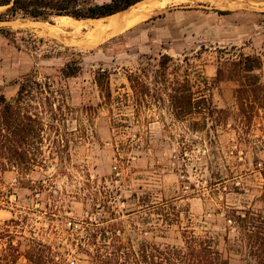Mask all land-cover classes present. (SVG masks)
<instances>
[{
	"label": "rangeland",
	"instance_id": "obj_1",
	"mask_svg": "<svg viewBox=\"0 0 264 264\" xmlns=\"http://www.w3.org/2000/svg\"><path fill=\"white\" fill-rule=\"evenodd\" d=\"M149 3L157 6L130 11L141 16L131 27L129 12L115 28L21 17L0 25L7 99L35 71L55 82L66 104L42 133L38 162L22 170L0 158V258L13 241L21 243L18 264H29L24 255L37 242L57 264H87L78 245L100 242L95 231L111 226L110 241L136 249L144 242L183 246L193 233L211 239L232 264L252 261L234 242L241 229L229 212L264 214V100L248 83L216 82V75L222 61L257 55L264 86V0ZM73 61L81 71L66 79ZM130 74L143 75L145 93L134 92ZM179 89L204 94L224 113L207 124L201 115L175 118L170 94Z\"/></svg>",
	"mask_w": 264,
	"mask_h": 264
},
{
	"label": "trees",
	"instance_id": "obj_2",
	"mask_svg": "<svg viewBox=\"0 0 264 264\" xmlns=\"http://www.w3.org/2000/svg\"><path fill=\"white\" fill-rule=\"evenodd\" d=\"M144 1L146 0H110L99 3L98 0H0V8H6L0 13V22H11L19 17L43 22H50L56 17H70L78 21L99 20L125 12ZM1 32L4 33L3 30ZM168 61L170 58L165 56L160 64L164 77H167L165 71L168 69ZM262 66L263 61L259 56L242 54L236 59L220 62L216 82H246L252 92L258 96L263 95L261 99L264 100V86L257 74ZM80 71L79 62L73 61L64 68L63 75L68 79L76 77ZM143 73L145 75V71ZM142 77L140 74L128 76L132 89L137 92L140 87V94L145 93ZM188 81L186 80L187 83ZM16 84L19 89L14 101H9L0 90V158L15 168L27 170L28 164L38 162L43 157V150L40 149L44 143L42 133L47 126H55L59 122L66 104L60 100L63 95L55 90V82L49 77L41 80L35 71L21 77ZM241 92L242 87L237 89V94ZM195 95L192 90L182 89L170 94L175 118L201 115L207 124L216 114L218 116L224 113L215 108L212 100L207 99L204 94L200 98ZM243 107H240L241 113L244 112ZM46 115H49L51 124L46 123ZM243 118L248 119L247 116ZM243 121L240 120V123L243 124ZM229 213L241 229V237L234 240L237 248L246 250L252 260L249 264H264V214L253 210H231ZM112 229L111 226L100 227L95 232L103 240L78 245L80 253L87 257V264H232L214 246L211 239L197 237L193 233L184 236L183 246H160L144 242L136 249L132 243H125L120 238L110 241L109 233L113 235ZM8 243L0 264H18L22 256L18 249L21 243L19 246H14L13 241ZM47 253V246L33 242L28 246L24 257L29 264H57L51 257H47Z\"/></svg>",
	"mask_w": 264,
	"mask_h": 264
},
{
	"label": "bare ground",
	"instance_id": "obj_3",
	"mask_svg": "<svg viewBox=\"0 0 264 264\" xmlns=\"http://www.w3.org/2000/svg\"><path fill=\"white\" fill-rule=\"evenodd\" d=\"M151 1H153V0H146V1H144V2H142V3H140V4H138L137 6H135V7H133V8H130L129 10H127V11H125V12H122V13H119V14H116V15H113V16H110V17H108V18H105V19H99V20H81V21H78V20H75V19H73V18H70V17H56V19H60V21H61V24L63 25V27L64 26H68V27H70V26H72V27H76L77 25H81L82 23H86V22H93V23H95V22H97V23H100V22H104V24H105V21H108L109 22V24H110V26H111V28H115V27H117V25L119 24V22L120 21H116V19L118 18V17H120L121 15H123V14H125V13H127V12H129V14L127 13V16L128 17H126V20H124L125 22V26H127V27H131V26H133L134 24H136L140 19H141V16H139V15H137V14H134V15H130L131 13H130V11L132 10V11H134L133 9H136V8H138V7H140V6H144L145 5V7H146V9L145 10H147V11H149V10H151V9H153L155 6H157V5H155V4H153V5H149L150 3L149 2H151ZM156 1V0H155ZM171 1V0H170ZM149 3V4H148ZM147 4V5H146ZM159 5V4H158ZM166 6V5H165ZM159 9V8H158ZM139 10V9H138ZM156 10V9H155ZM136 12V11H135ZM135 12H132V14L133 13H135ZM138 13V12H137ZM140 13V12H139ZM138 13V14H139ZM142 13V12H141ZM143 13H146V11H144ZM150 13V12H149ZM144 15V14H143ZM144 16H146V15H144ZM143 19H145L144 17H142ZM147 19V18H146ZM122 20V19H121ZM57 21V20H56ZM107 22V23H108ZM117 22H118V24H117ZM123 23V24H124ZM59 25V24H58ZM87 25V24H86ZM120 25V24H119ZM52 26H55V25H52ZM60 26V25H59ZM82 26H83V24H82ZM124 26V25H123ZM50 27V26H49ZM62 27V28H63ZM83 27H85V26H83ZM82 27V28H83ZM105 27V26H104ZM109 27V26H108ZM110 28V27H109ZM58 29V28H57ZM67 29V28H66ZM65 29V30H66ZM83 30V29H82ZM102 30V29H101ZM110 30V29H109ZM75 31V30H74ZM100 31V30H99ZM98 31V32H99ZM111 31V30H110ZM102 32V31H101ZM104 29H103V33H102V35H100V37L101 36H103L104 35ZM59 33V32H58ZM97 37V36H96ZM104 37V36H103ZM93 40V39H92Z\"/></svg>",
	"mask_w": 264,
	"mask_h": 264
},
{
	"label": "crops",
	"instance_id": "obj_4",
	"mask_svg": "<svg viewBox=\"0 0 264 264\" xmlns=\"http://www.w3.org/2000/svg\"><path fill=\"white\" fill-rule=\"evenodd\" d=\"M110 0H103L101 3H105V2H108ZM14 21H11V22H0V25H5V24H10V23H13Z\"/></svg>",
	"mask_w": 264,
	"mask_h": 264
}]
</instances>
